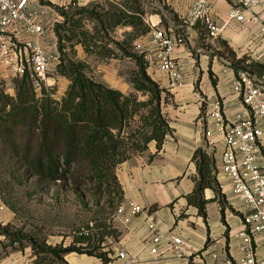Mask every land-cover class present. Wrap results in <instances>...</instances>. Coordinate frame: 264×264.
Segmentation results:
<instances>
[{
  "label": "crops",
  "instance_id": "0c3cea01",
  "mask_svg": "<svg viewBox=\"0 0 264 264\" xmlns=\"http://www.w3.org/2000/svg\"><path fill=\"white\" fill-rule=\"evenodd\" d=\"M53 1L87 6L101 0ZM154 1L161 14L151 13L148 17L144 14L143 20L147 25L151 22L158 28L166 18L175 21L170 13L162 10V5L167 6L177 19L185 18L190 6V0ZM29 2L32 6L41 4L40 0ZM212 4L222 31L217 38L210 39L201 24L188 25L191 32H186L187 45L185 42L172 53L182 73V82L177 88H168L166 73L153 63L154 47L150 32L146 34L150 40L146 56L147 74L164 90L162 99L168 94L161 110L169 132L159 149L151 142L145 151L132 155L116 167L121 198L107 223L106 230H110L111 234L104 236L98 250L108 261L104 262L96 255L70 252L63 257L66 264H222L225 258L238 255L236 245L239 240L233 235L242 230L243 207L232 194L229 179L221 172L223 145L212 124L211 113L215 102H219L225 118L232 121L242 109L233 90L237 77L229 60L224 59L226 52L220 43L225 42L236 58L246 56L259 62H264V44L259 38L257 25L244 26L226 21L228 4L225 0H212ZM256 12L264 20V0H260ZM54 48L57 51L55 44ZM115 51L119 53L118 49ZM107 60L119 61V58ZM104 85L123 94L133 91L131 83L126 92L115 83ZM197 149H202L213 158L218 183V193L210 188L203 190L205 217L187 200L194 189V179L198 177L192 161ZM134 206H139L141 210L134 212ZM0 210V227L12 223L14 212L6 207H0ZM149 223L155 225L153 232L172 234L181 239L177 253L162 242L158 245L157 254L150 252L154 244ZM15 244H10L0 234V264H38L31 248L29 252L25 248H15ZM121 250L126 255L124 258L118 257Z\"/></svg>",
  "mask_w": 264,
  "mask_h": 264
},
{
  "label": "trees",
  "instance_id": "16d2710c",
  "mask_svg": "<svg viewBox=\"0 0 264 264\" xmlns=\"http://www.w3.org/2000/svg\"><path fill=\"white\" fill-rule=\"evenodd\" d=\"M115 1L102 15L91 13L99 25L93 28V33L81 29L80 20L72 26L69 24L64 35L59 33L60 26L56 28V49L60 54L56 73L69 81L60 101L54 97V87L36 86L28 70L13 78V96L4 92L0 80V197L14 213L17 212L14 202L3 194L2 175L8 169V173H17L24 180L35 179L48 185L69 182L78 187L85 181L93 182L96 193H106L119 199L122 191L117 181L116 167L132 155L145 151L151 142L159 149L169 132L161 110V104L168 94L162 99L164 90L147 74V61L142 56L129 53L124 42L108 38L103 44L96 43L99 32L103 31L107 36V32L117 26L137 29L140 32L136 37L150 31L142 19L145 14L142 0ZM88 6L77 7L73 15H81L88 10ZM161 8L177 20L167 6L162 5ZM155 13L161 14L158 10ZM64 15L67 17V14ZM161 18L163 21V15ZM66 22H69L68 18ZM200 31L203 32L202 29ZM72 39L87 53L93 51L102 59L133 60L135 69L129 81L134 90L146 93L148 99L139 102L134 95H125L95 82L85 75L82 63L62 58V42ZM220 44L230 56L228 58L236 76L239 72H245L264 81V62L246 56L236 58L225 42ZM116 49L119 53H116ZM192 161L198 177L194 179V189L187 200L205 217L203 190L210 188L218 193L214 160L202 149H197ZM107 228V224L95 226V242L90 239V233L79 234L81 230H78L72 243L65 247L47 246L44 240L39 239L29 241V246L38 264H66L63 257L70 252L96 255L107 262L108 258L98 251L104 236L111 234ZM86 229L93 230V227ZM0 234L10 244L18 241L14 233H9L7 226L0 227Z\"/></svg>",
  "mask_w": 264,
  "mask_h": 264
},
{
  "label": "built area",
  "instance_id": "2783aa9c",
  "mask_svg": "<svg viewBox=\"0 0 264 264\" xmlns=\"http://www.w3.org/2000/svg\"><path fill=\"white\" fill-rule=\"evenodd\" d=\"M225 1L228 4L226 21L257 25L264 44V20L256 12L260 0ZM45 12L44 5L32 6L29 0H0V67L14 76L28 70L36 86L46 80L54 60L59 63V55L49 51L45 44ZM185 20L191 26L201 24L210 39L217 38L222 31L212 0H190ZM148 26L154 47L153 63L166 73L168 88H177L181 85L182 73L172 53L184 46L185 39L182 34H170L151 22ZM236 77L233 90L242 109L232 121L225 118L219 102H215L211 113L212 124L223 145L221 172L229 179L231 192L243 207L242 230L233 235L239 240L238 255L225 258L222 264H264V83L257 85L245 72H239ZM140 210L139 206L133 207L134 212ZM148 228L152 232L156 229L154 223H149ZM88 233L89 230L82 229L79 234ZM151 241L152 254L158 253L161 242L176 253L181 245L178 236L160 232H153ZM125 256L124 251L118 252V257Z\"/></svg>",
  "mask_w": 264,
  "mask_h": 264
},
{
  "label": "rangeland",
  "instance_id": "374dc122",
  "mask_svg": "<svg viewBox=\"0 0 264 264\" xmlns=\"http://www.w3.org/2000/svg\"><path fill=\"white\" fill-rule=\"evenodd\" d=\"M40 2L46 8L43 19V24L47 31L45 44L50 48L49 51L60 55L54 50V44L56 45L57 39V27L60 26L58 28L59 33L64 35L66 34L65 28L69 24L72 26L76 21L80 20L81 29L93 33V28L99 27V25L91 13L102 15L110 7V4H114L117 1L101 0L92 2L88 6V10L81 15H73L77 11L78 5L69 3L57 4L53 0H40ZM142 8L147 17L159 9L154 0H142ZM64 13L67 14V17ZM144 17L145 15L142 16V19ZM66 18L69 19V22H66ZM144 24L147 25L146 22ZM160 25L161 29L166 32L182 34L187 45L186 32H191V30L188 28L184 17H180L175 21L166 18ZM138 29L141 30V28ZM139 32L137 29L133 30L130 26H117L109 30L107 36H105L103 31L99 32L96 37V43L103 44L108 38L113 41L124 42L129 53L137 57L142 56L147 61L146 56L149 53L150 40L147 37L148 34H140L136 37ZM62 45H64V49L61 57L82 63L83 72L88 78L103 85L105 83H115L126 92V87L130 85L131 72L135 69L133 60L128 58H120L119 61L102 59L93 51L87 53L80 45L75 44V39L69 42L63 41ZM225 54L224 59L229 60L228 62L230 63L228 58L230 56L227 55V52ZM56 64V60H54L42 85L54 87V97L60 101L65 94L69 81L65 77L57 75ZM14 77L12 73L3 67L0 69V80L3 90L11 96L14 95L12 83ZM251 79L257 85L264 83L255 76L251 77ZM124 94L134 95L139 102L148 99L146 93L134 89L132 92ZM8 170L2 175L4 180L3 194L6 199L14 202L17 212L14 213L12 223L3 226H7L9 233L16 235L18 241L15 244V248L17 249L23 250L25 248L30 252L29 241L34 239L44 240L47 246L62 245L65 247L72 243L78 230L86 229L90 226L93 227V230H89L90 239L95 242V226L103 227L107 224L114 210H116L118 197H110L106 193H96L93 182L85 181L78 187L73 186L69 182L66 184L56 182L48 185L38 183L35 179L24 180L17 173L12 171V173H8ZM5 183H8L7 187H5ZM0 207L1 209L6 207L10 210L2 202L1 197ZM86 248L91 249V247Z\"/></svg>",
  "mask_w": 264,
  "mask_h": 264
}]
</instances>
